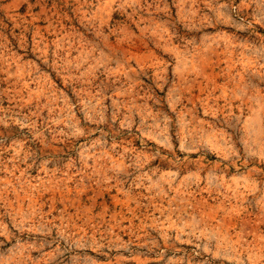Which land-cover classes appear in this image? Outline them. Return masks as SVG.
Segmentation results:
<instances>
[{"label": "rangeland", "instance_id": "1", "mask_svg": "<svg viewBox=\"0 0 264 264\" xmlns=\"http://www.w3.org/2000/svg\"><path fill=\"white\" fill-rule=\"evenodd\" d=\"M0 264H264V0H0Z\"/></svg>", "mask_w": 264, "mask_h": 264}]
</instances>
